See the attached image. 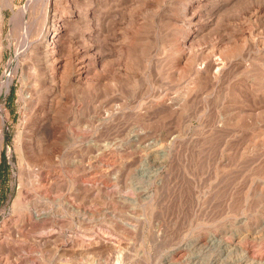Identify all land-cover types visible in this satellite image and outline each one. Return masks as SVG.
I'll use <instances>...</instances> for the list:
<instances>
[{"label": "rangeland", "instance_id": "374dc122", "mask_svg": "<svg viewBox=\"0 0 264 264\" xmlns=\"http://www.w3.org/2000/svg\"><path fill=\"white\" fill-rule=\"evenodd\" d=\"M75 1V10L81 17L68 25L66 37L68 34L71 36L65 37L64 43H76V47L83 48L80 46L89 43L87 38L96 27L82 15L89 10L88 0ZM188 1L109 0L107 4L99 6L98 17H109L106 29L102 24L97 27L100 36L92 43L96 46L99 57L105 60L104 73L108 79H112L79 94L81 106L73 112L71 118V123H74L71 127L77 139L75 137V145L69 148L72 149L71 159H76L77 166H70V158L67 159L66 152L63 165L67 170L59 171L50 182L44 183L34 173L20 178L22 154L19 145L14 142L20 130V90L27 85L32 90L38 87L36 79L42 73L41 63L34 56H23L24 53L21 52L24 49L18 46L15 25L11 22L13 12L4 9L6 20L2 27V39L5 49L3 58L0 59V86L5 83L0 95V109L5 105L11 114V120L5 123V141L0 163V230L3 227L11 228L15 221L21 224L25 213L31 209L49 213L51 217L44 229L47 231L53 228L52 231L58 233L61 231L65 238L54 244L53 250L47 251L38 242L39 235L35 233L32 223V226L26 225L23 234L11 231L14 240L12 243L18 245L17 248L19 245L20 247L15 253H10L6 245L0 244V264H75L71 257L63 258L55 247L60 248L69 236L78 239L80 235L94 236L99 232L109 239L111 237L112 241H123L122 233L112 225V221L119 219L127 225L138 224L137 234L134 231L135 244L131 240L126 245V254H129L125 255L129 260L125 261L126 264H162L167 251L200 237L204 242L208 240L205 242L207 246L201 249L202 255L207 258L202 264H209L212 259L223 256L225 246L229 243H233L232 246L237 244L233 248L231 246L233 253L229 258L226 257L227 262L223 260V264H243L242 260L246 256H257L255 258H260L259 261L264 264V143L257 136L264 132V101L261 99L264 94V69L261 67L264 65V52L255 54L256 51L246 41L248 26L240 22V12L246 9L248 0L240 2L228 10L223 18L226 25L229 23L230 29L205 32L192 42V46L199 51L215 41L219 42L223 34L234 33L236 41L233 44L241 53L235 59H245L246 64L252 65L249 68L240 67V70L228 69L229 73L227 71L220 82L222 85L219 84L216 88L207 87L203 84L205 82H193V76L188 73L189 63L181 60L189 47L184 44V10ZM14 2L16 10L28 4V0ZM212 2L214 1L211 0L210 3ZM263 2L264 0H255L253 6ZM3 5V0H0V7ZM115 14V17L112 16ZM39 15L36 12L35 16ZM28 16H25L26 20ZM240 39L242 42L238 41ZM226 47V44L224 48L220 47L222 53L220 49L216 50L215 57L220 58ZM18 49L21 54L19 51L17 53ZM250 52L254 56L251 57ZM128 67H132V70H126ZM253 67L258 70L255 71ZM251 69L254 70L253 73L249 72ZM10 79L13 82L9 86ZM117 109L120 113L116 118L111 117L108 124L103 123L104 118ZM39 110L43 112V107ZM134 133L141 137L138 145L129 142ZM172 137H176L175 141ZM189 139H193L194 143L189 144ZM91 140L92 146L97 149H110L116 144V150L113 148L115 146L111 147V150H118L116 153L113 151L114 159H101L100 151L87 148L85 144ZM153 156H163L165 161L161 167L152 169L158 170V174L155 178L151 177V186L148 173L143 174L147 179L146 186L143 185L145 188L141 184L138 186L134 179L136 171L139 168L150 169L152 165L147 160L151 161ZM31 159L34 160L35 156L31 155ZM22 184L30 193L28 198L32 202L27 198L26 202L23 200L19 203V188ZM147 186L151 188L149 194L144 192ZM12 205H16V211H13L15 207ZM87 217L93 221L88 227L81 225V220ZM211 239L214 240L212 246ZM227 242L229 243L226 244ZM117 254L110 253L95 259H101L103 264H110L111 260L113 264L118 261ZM17 255L32 259L22 263ZM188 255L184 258L185 261L182 258L179 262L178 259L179 263L175 264H193ZM109 256L111 259H108Z\"/></svg>", "mask_w": 264, "mask_h": 264}, {"label": "bare ground", "instance_id": "6f19581e", "mask_svg": "<svg viewBox=\"0 0 264 264\" xmlns=\"http://www.w3.org/2000/svg\"><path fill=\"white\" fill-rule=\"evenodd\" d=\"M14 1L15 0H3L4 5L2 7H0V59L3 58L4 49H5V45L3 44V39H2V32H3L2 27H3L5 20H6L5 15H4V9H10L13 12V15H12L13 17L11 19V22L13 23V25H15V32L18 36L17 40L16 39L15 40L19 44L18 46H21L22 49H24L21 53H24L23 56H27V57L28 56H34V58L36 57L38 62L41 63L40 66L42 69V73H40V76L37 77V79H36V81L39 83L38 87L36 89L32 90L27 85L26 87L22 88L20 90V93H19V100L22 104V106H21V119H20V123H19L20 130L17 133L16 139L14 141L17 144V146L19 145V150L22 154L20 166H19V176H20V178L21 177L25 178V176L28 177L30 175V173H34V175H36V177L39 179V181H41V183L42 182L44 183V182H48L51 178H54L55 176H57L59 171H66L67 170V169H65L66 166L63 165L64 164L63 160L65 158L64 154L66 152L68 153V156H66L67 159H68V157L70 158V160L68 159L70 166L71 167L77 166V165H75L76 159L75 160L71 159V156H73V155H71L72 149H69V148H71L72 145H75V143H76L75 142L76 136L74 137L75 133L71 127V124L74 125V123H71V118H73L72 117V115H74L73 112L76 111V109L79 108V106H81L79 104V102H80L79 101V94L84 90L90 91V89L92 87H94L95 85H98L100 83L106 82L107 80L109 81V79H112L111 77H109V79H108V77L104 73L103 62L105 60H103V58L99 57L96 46L94 45V43H92L94 40H97L98 37L100 36V31L97 30V27L102 24L106 29V24H107L106 21H107V18L109 16L105 17L104 19L101 17H98V10H99L98 8L100 5H103L104 3L107 4L109 2V0H88L89 10H87L86 13L82 12L83 13L82 15H84L85 19H88V21L92 22L93 23L92 25L95 24L96 29L91 30L90 37L87 38L89 43H86L85 45L83 44L84 46L83 45L80 46L83 48L76 47V43L74 45H66L64 43V40H65L64 38L66 37L67 32H68V30H67L69 27L68 25L70 23H72L74 20H77L81 17L80 16L81 14L75 10L76 7L74 6L75 4H73V1H75V0H28V4H26L24 7L17 9V10L15 8V2ZM210 1L211 0H189L188 4L185 6L186 8L184 10V17L186 18V22L185 21L184 22L186 23L185 24L186 25V34H185V38H184V44L188 45L189 47H188L187 52L184 51L185 53L181 57V60L183 62L186 61L189 63V72L188 73L191 76H193V78H192L193 82H196V83L197 82H200V83L205 82L203 84L207 85V87L216 88L220 84L222 79L225 77L224 75L228 71V69L233 68V70H234L235 68L239 69L240 67L249 68V66H251L252 64H249V63L246 64L244 62L245 59L244 60L239 59V61H237L238 59L237 60L235 59L236 57L240 56L241 53H240L239 49L237 48V46L235 44H233V42L236 41V40H234V37H235L234 33L233 34L232 33L223 34V36L219 42L215 41L214 44L212 43L209 46H206L204 48H201L202 47L201 46L200 47L201 49L199 51H196V48L195 49L193 48L192 42L197 37H200V36L202 37L203 33L228 30V28H229L228 24L229 23L226 25L224 22V19H223L226 16V13L228 12V10L235 7L236 4H238L240 2L243 3V1L245 2L247 0H213L214 2H212V3H210ZM76 2L77 1H75V3ZM1 3H2V1H1ZM247 3H248L247 7L245 6L246 9L243 10L242 12H240L241 13L240 14V19H241L240 22H242L244 25L248 26V33L246 36V41L248 43H250L252 49L256 51L254 53L257 54V53L264 52V2L261 3V5H256L255 7L253 6L255 3V0H248ZM240 5H242V4H240ZM51 7H53L52 10H51ZM77 8H78V6H77ZM112 8L114 9V7H112ZM146 9H147V7H146ZM109 10H110V8H109ZM148 10H149V8H148ZM36 12H38L40 15L35 16ZM113 13H115V12H113ZM116 14L112 15V16L115 17ZM27 15H29V16H28V19L26 20L25 16H27ZM118 15L119 14H117V16ZM126 16H128V15H126ZM116 18H118V17H116ZM126 20H128V19H126ZM228 20H230V19H228ZM79 21H81V20H79ZM233 21H236V20H233ZM69 31H70V29H69ZM217 35H218V33H217ZM68 36H69V34H68ZM70 36H71V34H70ZM220 36H221V34H220ZM237 37L238 36H236V38ZM241 39L238 41L242 42ZM126 40H127V37H126ZM69 42H70V38H69ZM73 42H74V40H73ZM100 42H102V41H100ZM243 42H244V40H243ZM225 44L227 45V47L223 51V55H221L220 58L218 56H217L218 58H216L215 57V55H216L215 51L220 49L221 50L220 52L222 53V48L225 47ZM228 44H230V46H228ZM231 44H233V45H231ZM100 46L102 47V45H100ZM220 47H222V48H220ZM18 51H19V49L17 50V53H18ZM249 51H251V50H249ZM21 53L19 51V54H21ZM247 54H248V52H247ZM249 54L251 55L252 52H250ZM263 55H261V56H263ZM245 56H246V54H245ZM252 56H254V55H251V57ZM178 61H179V59H178ZM262 61H264V60H262ZM250 62L253 63V61H250ZM19 64H21V63L19 62ZM121 64H122V62H121ZM253 65H255V64H253ZM24 67H25V65H24ZM257 67H258V64H257ZM261 67H263V69H264V65H261ZM131 68L128 67L126 70H129ZM256 70H258V68H256L255 71ZM26 71H27V69H26ZM252 71H254V70L251 69V71H249V72H252ZM259 71H260V68H259ZM13 73H15V72H13ZM228 73H229V71H228ZM233 74H235V73H233ZM253 75H255V74H253ZM226 76H228V75H226ZM230 76H231V74H230ZM258 76H259V73H258ZM262 76H264V75H262ZM12 82H13V80L10 79L8 81V85L10 86L12 84ZM4 83L5 82H3L2 85L0 86V95H2V93L4 91ZM221 85L222 84H220V86ZM255 85L257 86V84H255ZM198 87H200V86L198 85ZM198 87H197V90H198ZM261 88H260V90H261ZM257 90H259V89H257ZM200 91H201V87H200ZM90 93H92V92H90ZM193 95H194V93H193ZM85 96H87V95H85ZM191 98H193V97H191ZM80 99H83V98H80ZM178 99H179V97H178ZM261 99H263V101H264V94L261 95ZM191 100H189V101H191ZM259 101H260V99H259ZM263 101H261V102H263ZM112 102H113V100H112ZM107 103H109V102H107ZM40 107H43V112L39 110ZM77 112H78V110H77ZM156 112H157V110H156ZM106 113H108V112H106ZM118 113H120L119 109H117L115 113L113 112V113L107 115L106 118H104V116H105L104 115L103 118L105 119L104 120L105 122H103V123L108 124V121L110 120V118L111 117L116 118V115H118ZM122 115H123V113H122ZM10 120H11V114H10L9 110L6 108V106L3 105L2 109H0V163H1L2 151L4 148V141H5L4 127H5L6 121H10ZM102 125H104V124H102ZM139 132H140V130H139ZM82 136H84V135H82ZM257 136L260 137L264 143V132H261ZM140 138L141 137L139 134L134 133L131 136V139L129 140V142L131 144H137L139 142ZM76 139H77V137H76ZM125 139H127V138H125ZM175 139H176V137L173 138L174 141H175ZM105 142H104V144H105ZM192 142H193V139H189V144ZM171 143H173V142H171ZM85 145H87V148L91 147L92 148L91 151L92 150L100 151L99 157L101 159L102 158L105 160L114 159V152L113 151L116 150L115 149L117 147V146H115L116 144L115 145L113 144V146H115V147L111 146L115 150L114 149L111 150V147H109L110 149H105V148L97 149L94 146H92V140L88 141ZM117 151H115V153ZM127 153H129V152H127ZM147 154H148V152H147ZM31 155L35 156L34 160L31 159ZM162 157H158V156L154 157L153 156L152 157L153 159L151 158L152 159L151 161L147 160L148 163L149 164L151 163V165H152V167L150 169L143 170L142 168L141 169L139 168L136 171L134 179H135L137 185L141 184L143 186V185L147 184V182H146L147 179L145 180V177L143 176V174L148 173V174H150L149 183L151 186V183H152L151 177L155 178L158 174V170H156V169L152 170V169L154 167H157V166L158 167L162 166V164L165 161L164 157L163 158ZM94 159L95 158H93V160ZM145 168H147V167H145ZM122 177H124V176H122ZM113 179H115V178H113ZM27 181H28V179H27ZM27 183H24V184H27ZM29 184L30 183H28V185ZM134 186H135V184H134ZM138 186H140V185H138ZM150 186L149 187L147 186L146 189L144 190L145 194L151 193ZM40 187H41V185H40ZM31 191H32V189H31ZM31 195H32V193H31ZM28 197H30V193L24 189V186L22 184L19 188V199H18L19 203H20V201H23V200H25V202H26V199ZM134 197H135V195H134ZM30 201L32 202V200H30ZM28 204H29V202H28ZM31 204H30V207H31ZM12 206L14 208L16 205L15 206L12 205ZM18 206H19V204H18ZM23 207H24V205H23ZM33 208H34V206H33ZM14 209L15 210H13V211H16V207ZM40 211H42V210H40ZM50 217L51 216L49 213L38 212L37 210L35 211V210L29 209L25 213L21 224H18V222L15 221L14 224L11 226V228L8 229L6 227L5 228L3 227L0 230V234L2 236V237H0V241H1L0 244H3L4 246L6 245L7 248L6 247H4V248L8 249V251L10 253H15V251H17L16 249H19L20 245L17 248L16 246H18V245H14L12 243L14 240H13V235L11 234V231H16L17 234L20 232H21V234H23V230L26 229V225H30L32 223L33 229L36 230L35 233H37L39 235L38 242H40V244L42 245V248L47 250V251L51 250V249L53 250V248H54L53 245L54 244L56 245L57 242L62 241V239H64L65 236H64V234L61 233V231L59 233L52 231L53 228L51 229V227H50L51 230L46 231V229H44V226L46 224H48ZM58 218H60V217H58ZM10 220H12V219H10ZM119 220L118 221L117 220L112 221V225L115 227V229L117 231H120L122 233L123 241H127V242L129 241L128 243L123 242L122 239H120L119 241H114V240L112 241V240H110L111 237L109 239L106 235L101 234L100 232L98 234L96 232L97 234H95L94 236H92V235L88 236L87 235L88 237L87 236L82 237V235H80L82 238L80 237L78 239L75 237L69 236L68 239H65L66 242L64 241V243L61 246L59 245L60 248L55 247V250L58 253H62L63 258L71 257L72 259H74L75 264H89V263L90 264H103L101 259L96 260L95 258H101L102 255H107L110 253L117 254L115 252H118L120 254V256H119V254H117L118 255V261H116V263H113V264H126L125 261L128 259L127 256L129 255V254H126V252H127V250H126L127 246L126 245L131 243L132 242L131 240L134 241V239H135V237H134L135 232L134 231H136V234H137V230H136L137 228L136 227H138L137 226L138 224L135 226L130 225V224L127 225L126 222L121 223ZM81 221H82L81 225L83 224L84 226H87V227L91 222H93L88 217L81 220ZM32 225H30V226H32ZM93 226H95V225H93ZM52 227H53V225H52ZM58 228H59V226H58ZM15 235H16V233H15ZM1 238H3V239L1 240ZM138 239H140V238H138ZM181 241H182V239H181ZM190 241L189 242L185 241V244L178 245L176 248L170 250L169 252L167 251L166 255L163 257L164 259L162 261V264H175L176 262H178V259L180 262V259L182 260V258H183L182 261H185L184 258H187L186 255H188V252L190 253V255H188V256L189 257L191 256L190 258L188 257L190 262L192 261L193 264L194 263L198 264L201 262L203 263V261H205L207 258H205L206 255L205 256L202 255L201 249L204 246L205 247L207 246L205 244V242H207L208 240L204 242L202 237H200L194 241L193 240H190ZM212 242H214L213 239H211V244H210V242H208V243L212 246L213 245ZM215 242H217V241H215ZM142 243H144V242L142 241ZM177 243H179V242H177ZM228 243L229 242H227L226 244H228ZM134 244H135V241H134ZM232 244L233 243H229L228 245L225 246L226 248L223 251V253H224L223 256L219 255L217 259H212V261L209 260L210 263L211 264H223L224 261L227 260L226 257L229 258L230 254L232 252L231 249L237 243H235L233 246H232ZM162 245L163 244H161V246ZM231 246H232V248H231ZM129 247H130V245H129ZM209 249H210V247H209ZM211 249H212V247H211ZM238 251H240V250H238ZM241 251H243V250L241 249ZM18 252H21V251H18ZM244 252L246 253L247 251H244ZM244 252H243V254H245ZM236 253H237V251H236ZM19 255H17V256H19ZM125 255H127L126 256L127 259L125 258ZM245 255H247V254H245ZM184 256H186V257H184ZM252 256H254V254ZM223 257H225L226 259H224ZM255 257H257V256H255ZM255 257L250 258L249 256H246V257H244V259L242 258L243 259L242 263L243 264H260V263H262L259 261L260 256H258L259 260ZM109 258L111 259L110 256L108 257V259ZM30 259H32V258L23 255V256H19L18 260H20L23 263V261H28ZM127 261H129V260H127ZM104 262H105V260H104ZM107 264H109V263H107ZM110 264H112L111 260H110ZM134 264H138V263H134ZM205 264H207V263H205Z\"/></svg>", "mask_w": 264, "mask_h": 264}]
</instances>
